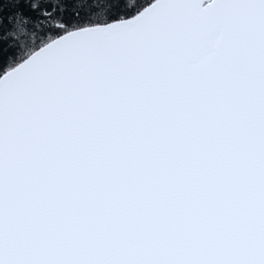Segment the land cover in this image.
<instances>
[{
  "label": "water",
  "instance_id": "water-1",
  "mask_svg": "<svg viewBox=\"0 0 264 264\" xmlns=\"http://www.w3.org/2000/svg\"><path fill=\"white\" fill-rule=\"evenodd\" d=\"M0 264H264V0H153L2 73Z\"/></svg>",
  "mask_w": 264,
  "mask_h": 264
},
{
  "label": "trees",
  "instance_id": "trees-1",
  "mask_svg": "<svg viewBox=\"0 0 264 264\" xmlns=\"http://www.w3.org/2000/svg\"><path fill=\"white\" fill-rule=\"evenodd\" d=\"M153 0H0V75L73 29L128 18Z\"/></svg>",
  "mask_w": 264,
  "mask_h": 264
}]
</instances>
